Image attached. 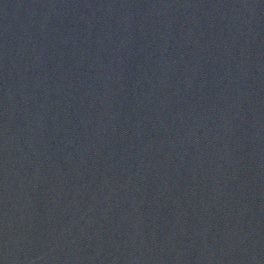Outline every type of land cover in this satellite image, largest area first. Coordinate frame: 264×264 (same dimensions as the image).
Masks as SVG:
<instances>
[{
  "label": "water",
  "instance_id": "obj_1",
  "mask_svg": "<svg viewBox=\"0 0 264 264\" xmlns=\"http://www.w3.org/2000/svg\"><path fill=\"white\" fill-rule=\"evenodd\" d=\"M0 264H264V0H0Z\"/></svg>",
  "mask_w": 264,
  "mask_h": 264
}]
</instances>
